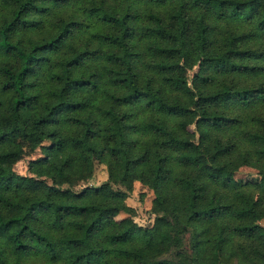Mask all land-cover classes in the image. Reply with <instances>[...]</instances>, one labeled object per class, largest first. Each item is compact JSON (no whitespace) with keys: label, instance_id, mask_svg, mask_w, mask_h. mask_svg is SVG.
<instances>
[{"label":"trees","instance_id":"obj_1","mask_svg":"<svg viewBox=\"0 0 264 264\" xmlns=\"http://www.w3.org/2000/svg\"><path fill=\"white\" fill-rule=\"evenodd\" d=\"M260 223L264 0H0V264H264Z\"/></svg>","mask_w":264,"mask_h":264},{"label":"rangeland","instance_id":"obj_2","mask_svg":"<svg viewBox=\"0 0 264 264\" xmlns=\"http://www.w3.org/2000/svg\"><path fill=\"white\" fill-rule=\"evenodd\" d=\"M195 70H196L195 67L191 70H187V84L189 85V87H192L190 83V78ZM189 129L194 130L193 125H191ZM194 140H196V134ZM42 143H45V140H41L40 142L34 141L30 145H27L26 143L21 144L19 159L13 164L10 172L13 175L32 176L27 171L26 168L27 163L28 161L33 160L36 157L40 156L39 145H41ZM228 177L231 178L233 181H237L241 183L246 180L259 181L262 183V180L260 179L256 169L251 165L238 166L233 173L228 175ZM106 178H107V172L104 163L98 160H93V171L91 177L84 182L77 183L76 185L72 186L71 189L74 192H78L84 188L98 186L101 183L105 182ZM112 187L123 189L119 185H115V184H112ZM124 192L126 193L124 203L128 207L133 208L134 212L130 214L124 212L119 213L117 216H115V219L119 220L125 217L127 218L129 217L132 224L135 227L143 228L150 226L154 219V215L150 213L151 201L153 199L152 191L138 182H133L131 185V189L129 191H124ZM162 224L172 231H175V229L178 227V223L176 219L171 216L164 217L162 219ZM260 226L264 234V223H260ZM184 241H185L184 244L185 248L187 249L188 248L187 234H185ZM207 256L211 264H221V257L218 253L208 252Z\"/></svg>","mask_w":264,"mask_h":264}]
</instances>
